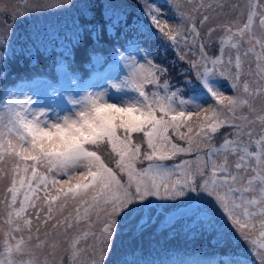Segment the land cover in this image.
Here are the masks:
<instances>
[{
  "label": "rangeland",
  "instance_id": "374dc122",
  "mask_svg": "<svg viewBox=\"0 0 264 264\" xmlns=\"http://www.w3.org/2000/svg\"><path fill=\"white\" fill-rule=\"evenodd\" d=\"M263 18L264 0H0V264H264ZM125 40L104 74L70 71ZM56 67L63 85H11Z\"/></svg>",
  "mask_w": 264,
  "mask_h": 264
},
{
  "label": "trees",
  "instance_id": "16d2710c",
  "mask_svg": "<svg viewBox=\"0 0 264 264\" xmlns=\"http://www.w3.org/2000/svg\"><path fill=\"white\" fill-rule=\"evenodd\" d=\"M138 44H140L139 41L125 40L120 45L113 46V48L110 47L106 50H100L99 54H97L96 51H91L90 59L82 60L80 68L71 67L70 71L75 75L81 72L82 75H80L81 77L80 80L83 81L82 83H86L89 79H93L96 76L102 75L105 72H107L109 69H111L112 67L117 66V64H119L118 58L121 56L122 53L128 51L127 47L138 45ZM93 55H96V56L99 55L101 59L103 60V62L100 63L99 65L95 64L92 59ZM58 67H56V72H57ZM23 74L25 73L17 74V76L10 79L11 81L9 80L10 82H12L11 85H13V87L15 86L19 87V85H22V84L35 85L40 80L51 81L55 86L63 85L62 79L59 78L58 76V72L56 73V77L49 76V73H46V72H34L28 75H23ZM7 83L2 88V90H5V93H3L4 95H8L10 90L13 91L11 87L9 88L7 87ZM217 264H224L221 254H219L217 257ZM233 264H243V263L233 262Z\"/></svg>",
  "mask_w": 264,
  "mask_h": 264
},
{
  "label": "water",
  "instance_id": "95a60500",
  "mask_svg": "<svg viewBox=\"0 0 264 264\" xmlns=\"http://www.w3.org/2000/svg\"><path fill=\"white\" fill-rule=\"evenodd\" d=\"M262 22L264 23V18L262 19ZM192 29H193V30H195V28H194V27H192ZM195 32H196V30H195Z\"/></svg>",
  "mask_w": 264,
  "mask_h": 264
}]
</instances>
